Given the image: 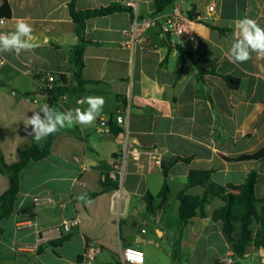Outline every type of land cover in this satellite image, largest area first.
Returning <instances> with one entry per match:
<instances>
[{
	"label": "crops",
	"instance_id": "obj_1",
	"mask_svg": "<svg viewBox=\"0 0 264 264\" xmlns=\"http://www.w3.org/2000/svg\"><path fill=\"white\" fill-rule=\"evenodd\" d=\"M70 1L0 0V9L7 4L11 13L4 32L14 31L16 21L25 19L33 26V43L39 45L19 57L0 54L5 62L0 65V159L14 164L19 161L18 150L32 143V128H25L24 119L40 105H49L44 92L48 73L65 77L69 89L66 99L62 95L53 109L83 110L88 105L78 100L103 96L101 115L124 111L130 142L161 153L162 159H130L122 189L106 188L103 175L120 157L122 130L118 135L113 131L119 128L115 122L109 128L77 124L60 129L50 156L21 174L15 211L0 222V264H81L88 241L102 247L96 264L117 263L125 248L142 250L144 264H224L228 257L233 264H264V254L253 246L239 258L222 223L212 220L215 210L224 205L221 199L205 207V217L191 218L182 229L177 217L172 224L168 213L170 201L180 207L178 194L185 189L190 170H212V180L220 185H241L256 170L255 196H264V157L239 159L264 148V58L252 53L246 62L231 63L226 57L236 20L248 17L264 27V0H176L159 16L154 15L156 0H135L133 13L122 10L86 20L83 77L90 82L79 93L72 92L76 68L70 50L79 38ZM124 1L77 0L76 9L128 7ZM176 6L196 15L195 41L162 34V16ZM136 18L158 20L143 33L142 43L126 46L133 42L125 31ZM197 61L217 75L200 77ZM222 76L238 79L239 87L230 88ZM176 158L190 160L176 162L165 179L162 164ZM165 181L170 192L162 205L159 195ZM9 187V177L0 170V196ZM89 193H99L90 204L77 199L78 194ZM186 193L202 196L204 188L194 186ZM148 194L155 198L152 217L142 220L143 226L135 224L138 230L129 224L123 227V216L149 212ZM36 198L47 201L37 205ZM63 218L79 219V227L63 242L52 236L46 239L43 233ZM234 237H241L240 223Z\"/></svg>",
	"mask_w": 264,
	"mask_h": 264
},
{
	"label": "trees",
	"instance_id": "obj_2",
	"mask_svg": "<svg viewBox=\"0 0 264 264\" xmlns=\"http://www.w3.org/2000/svg\"><path fill=\"white\" fill-rule=\"evenodd\" d=\"M76 1L71 0L69 3L70 16L75 24V32L79 38L77 45L70 50V62L75 66L76 72L74 74V86L72 92H80L84 89V86L90 81H87L83 77V70L85 68L84 52L86 40L84 39L83 32L85 29V22L88 19L106 16L112 13L120 12L122 10H128L133 13V8L122 7L119 5H112L106 8L92 9L86 11H78L76 9ZM176 0H156L155 1V16L161 15L170 5ZM188 15L196 20V15L189 11ZM11 16L9 7L5 4L0 9V18H9ZM223 32V30L218 29ZM196 66L199 72V76L203 77L205 74H216L215 71L205 70L202 64L197 61ZM227 82L228 86L232 89L239 87L240 81L231 76H222ZM64 86L55 88V91L47 94L48 103L51 108L62 95H67L69 89L65 87L67 81L65 77L61 78ZM71 87V86H70ZM59 96H56V94ZM118 135L121 132L120 128L113 129ZM58 132L50 135L43 142H36L34 139L32 143L24 148L18 150L19 161L14 164H7L3 158L0 159V170L3 174L7 175L10 179L9 189L0 196V222L9 218L15 211V205L17 198L21 190V174L26 170L30 164L36 163L47 159L51 154V147ZM264 157V148L252 155H245L240 157V160H259ZM190 159L176 158L168 164H162L163 175L165 179L168 177L169 168L178 161L188 162ZM109 171H106L104 175L107 176L104 186L106 188H117V183H114L108 176ZM257 183V172L252 170L246 177L245 181L241 185H220L212 180V170H190L185 184V189L180 191L178 199L180 202L179 207V219L180 227L187 224V222L196 216L205 217V207L210 204L214 199L219 198L224 202V205L215 210L212 215V220L215 222H221L223 225L224 233L231 243L234 245V249L239 258L245 255L246 248L253 246L257 250L264 249V196L258 199L255 196V185ZM201 186L204 188V194L202 196H191L186 193V189ZM169 187L165 181L159 195L161 204L163 205L168 200ZM99 193H89L87 198H95ZM147 208L150 213H154L153 202L155 198L148 194L146 196ZM241 225V237L235 238L236 224ZM257 225V230H254V226ZM1 233V230H0ZM67 238L60 239L59 242L65 241ZM56 245V243H53ZM118 264V263H114Z\"/></svg>",
	"mask_w": 264,
	"mask_h": 264
},
{
	"label": "built area",
	"instance_id": "obj_3",
	"mask_svg": "<svg viewBox=\"0 0 264 264\" xmlns=\"http://www.w3.org/2000/svg\"><path fill=\"white\" fill-rule=\"evenodd\" d=\"M129 7L136 9L137 3L135 0H125L124 1ZM209 11H214V6L211 5L209 7ZM162 24H161V32L163 35H177L181 37L186 42H193L197 37V32L195 31L193 25L196 22L195 19H192L187 12L183 10V8L176 6L173 10L166 15L162 16ZM4 23L0 24V32H4L7 30L9 20L7 18H0ZM157 18L139 20L135 19L132 26L125 31V35L131 37V43H124L126 46L133 47L135 43L143 42V33L151 28L157 22ZM5 62L0 59V65H3ZM47 79V87L44 89V92L48 94L49 92L55 91V88L60 86V84H64L62 79H58L55 74L48 73L46 75ZM66 99V96L63 95ZM26 101H30L29 98ZM127 111H129L127 109ZM119 118V119H117ZM115 122L116 125L122 130L124 134V141L122 146V151L120 157L116 160V163L113 165L112 169L109 171L108 176L114 182L117 183L118 189H122V185L124 183V178L128 170V165L130 159H134L135 161H140L142 156H146L150 159V161L156 160L161 161L162 154L158 153L155 150H142L132 144L128 137V123L127 118L124 111H118L114 115L105 116L100 115L94 124L95 127L101 128H109L110 123ZM107 179L106 175H103V181L105 182ZM117 193V199L121 200L122 194L120 190ZM35 203L38 205L47 200H43L40 198H36ZM79 227V219L77 218H63L61 223L43 233V236L47 239L49 237H56L59 240L66 238L71 235L74 229ZM144 232V231H143ZM102 252V247L95 241H88L86 243L84 252L80 257L81 264H96V259L98 255ZM233 259L228 257L224 259V264H233ZM118 264H144L145 263V253L137 248H125L120 252V258L117 262Z\"/></svg>",
	"mask_w": 264,
	"mask_h": 264
},
{
	"label": "clouds",
	"instance_id": "obj_4",
	"mask_svg": "<svg viewBox=\"0 0 264 264\" xmlns=\"http://www.w3.org/2000/svg\"><path fill=\"white\" fill-rule=\"evenodd\" d=\"M3 23L4 21L0 20V24ZM234 28L233 42L226 53L229 62H246L252 58V53H256L258 58H264V27H261L255 19L245 17L236 20ZM33 32V26L27 20L18 19L14 31L0 32V54L9 53L19 57L22 52L33 53L39 46L33 43ZM77 103H86L88 107L83 110L78 107L60 112L44 103L39 106V110L32 111L31 117L25 116V128L31 126L32 132L29 135H32L36 142H41L65 127H73L77 124L91 126L101 115L106 101L103 96H86ZM77 199L86 204L91 203L86 194H78Z\"/></svg>",
	"mask_w": 264,
	"mask_h": 264
},
{
	"label": "rangeland",
	"instance_id": "obj_5",
	"mask_svg": "<svg viewBox=\"0 0 264 264\" xmlns=\"http://www.w3.org/2000/svg\"><path fill=\"white\" fill-rule=\"evenodd\" d=\"M168 213L169 215L172 217V224H175V220H173V218L177 217L176 223L180 222L179 219V206L178 204H175V201H170V206L168 207ZM151 213L147 212L146 210L142 211H137L135 214L129 215L127 214V216H123V221H122V225L123 227L126 224H129L133 230H138L137 227H133L135 226V224H139L141 226H143V221L144 219H150ZM150 230V232L152 234H154V230L153 228H148ZM119 233H121V224L119 225ZM105 254V252H104Z\"/></svg>",
	"mask_w": 264,
	"mask_h": 264
},
{
	"label": "water",
	"instance_id": "obj_6",
	"mask_svg": "<svg viewBox=\"0 0 264 264\" xmlns=\"http://www.w3.org/2000/svg\"><path fill=\"white\" fill-rule=\"evenodd\" d=\"M56 96H59V94L57 93ZM260 251L264 254V249H261Z\"/></svg>",
	"mask_w": 264,
	"mask_h": 264
}]
</instances>
